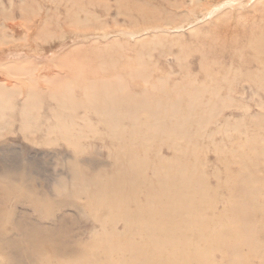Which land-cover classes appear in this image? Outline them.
<instances>
[{
    "label": "rangeland",
    "instance_id": "374dc122",
    "mask_svg": "<svg viewBox=\"0 0 264 264\" xmlns=\"http://www.w3.org/2000/svg\"><path fill=\"white\" fill-rule=\"evenodd\" d=\"M191 1L0 0V56L40 51L35 109L18 90L0 103V264H136L127 244H154L173 215L164 260L183 246L244 264L254 242L248 264H264V56L237 50L264 30V0L210 17L218 0ZM14 58L0 57L7 79ZM182 170L200 202L206 187L204 220L197 202L158 213Z\"/></svg>",
    "mask_w": 264,
    "mask_h": 264
},
{
    "label": "bare ground",
    "instance_id": "6f19581e",
    "mask_svg": "<svg viewBox=\"0 0 264 264\" xmlns=\"http://www.w3.org/2000/svg\"><path fill=\"white\" fill-rule=\"evenodd\" d=\"M191 2H193V0ZM250 2H251V0H218L216 2L214 1L213 3L211 2L210 5L206 8L207 9V11L205 12L206 14H204L203 16H206V15H208V17L215 16L216 14L220 13L221 11H223L227 8L236 12V10H238L240 8L242 9V8L246 7L247 5H249ZM1 9L5 10L3 8H1ZM0 12H3V11L0 10ZM6 13H4V14L0 13V26H2V28L4 26L8 27V28L11 27V24L8 22V13L7 14ZM23 15L26 16V13L24 12ZM2 18L4 19V21H2ZM34 21H36V20H34ZM30 24L32 25V23H30ZM12 25H14V24H12ZM19 27H21V26H19ZM12 28H14V27H12ZM9 29H11V28H9ZM31 29L32 28H30V30ZM35 29H34V32L37 30V29L36 30ZM252 32H254V31H252ZM254 34L255 35H252V34L250 35V37H252L251 41L253 43L246 44L245 47L241 46L240 49H237V50L243 51L242 50L243 48H247L245 50L247 52L255 55L257 58L263 57L264 56V30L258 32L257 33L258 35H256L255 32H254ZM33 35H36V34L33 33ZM36 40H37V38H36ZM27 41H28V38H27ZM35 44H38L37 41L35 42ZM19 45H21V44H18V46ZM21 47H22V45H21ZM23 48L26 49L25 47H23ZM50 48H52V47H50ZM13 49H15V48H13ZM29 49L31 52L28 51V48H27L28 52H25L21 49H16L17 53H12V50L10 53H9V51H5L0 56L4 62L11 61V59L8 60L7 57H13V58L15 57L17 59L19 57L20 59L15 60V61L23 63L20 66H17L18 69L20 70V72H18L17 75H19V76L21 75V77H16L14 80L11 79L9 76H8V79L5 78V75L3 73L4 71L0 72V103H2V106H4L5 99H8L11 97V94L8 93L5 89H12L13 91L18 90V93L24 94V97L27 98L28 102L25 104V107L28 108L27 109L28 111H32L36 107L37 91H35V90L37 89V86L39 83L38 81H39V77H40L39 73H38V67L40 65L37 66L39 64V63L37 64V60H38L37 54H38L39 50H38V48L37 49L29 48ZM51 50H53V48ZM48 64H49V62H48ZM261 64L264 65V57L261 61ZM45 66L42 65L41 69L43 70ZM47 68H51V66L47 65ZM28 74L31 76H28ZM25 87L32 89V91L29 89L31 91L30 92L28 89H25ZM34 87H35V89L33 90ZM68 89H71V86L68 85ZM102 89H108V88L103 87ZM63 99L68 100V97L66 95H64ZM25 111L23 113H25ZM108 112L109 111H106V113H105L106 116L104 118H103V115L101 114V119H102L103 123H105L107 126L112 128L115 126V123H114L115 119L113 118L112 114L108 113ZM109 114L113 118V119H111V121L113 123L112 122H105L106 117L109 116ZM180 176H181L180 180L182 183V185L180 186V196H177L174 199H172L170 202L165 203L162 206V208L159 210V212H158L159 215L163 217L165 215V213L168 211V208L177 209L176 206L174 205L175 202H176V205L178 207H180V210H179L180 213H184L186 211H191L192 206L197 202L201 206L198 209V211H199L198 215H200L201 217L198 216L197 219L204 220L205 218H207V216H206L207 207L205 206V196H206V192H207L206 187L203 188V191L205 192L204 200L201 198V202H200V199H195L194 194H192L193 193L192 191H194V190L192 189V187L190 185L188 173L185 170H182L180 173ZM129 180L132 181V178H130ZM263 187H264V184H263ZM162 188H164L163 185H162ZM168 188L169 189L167 191H171L172 189H174V187L172 185H169ZM253 188H254L253 190H258L257 185H255ZM251 190L252 189L249 188L248 186L244 189L245 194H246V198L245 197H243V198H245V201L246 200L249 201V199L254 197L253 192ZM125 192L128 195L129 188H126ZM167 193H169V192H167ZM163 194H165V193H163ZM106 202L110 203L112 210L113 209L115 210V211L113 210V213H112L113 217L119 218L125 213L124 209L119 204L115 203L113 198L109 199L108 197H106ZM174 216L175 215L172 216V219ZM140 219H141L140 217H137V222L142 221ZM172 219H171V216H169V220H170L169 226L162 229L161 238L159 240H157L154 244H152V245L146 244V245H143L141 247H137V249H136V247L134 248V246L127 244L130 247V250L135 254L134 260L136 261V264H190V263L200 264V262L202 263V261H204L203 255L199 252V250L197 248H195L194 253H191L188 250H185L183 246H180V248L179 247L177 248L176 253H174L175 258L173 260H171V261L164 260L166 255L162 252V249H163V247H167L169 242L172 240V238H174L173 237V230L175 229L174 228L175 226L172 224ZM235 220L240 222L241 221L240 216H237ZM144 222H141L140 224L141 225L151 224L150 219L148 221H144ZM230 224H232V221ZM153 225H154V223H153ZM241 225H242L241 228H239L235 232L238 233L240 238L243 239L244 241H249L252 243V241H254V238H252L253 227L249 228L245 224H242V223H241ZM191 235L193 236V233H191ZM192 236L190 237L189 234L183 236L184 243L194 242V239L192 238ZM165 239L167 242H165ZM216 240H218V239H216ZM254 245L257 246L256 243H254V242H253V244H250V251L247 250L248 253H241L240 254L244 260V264H248L250 262V258H252L251 256H252V254H254ZM175 249L176 248L174 247V244L172 243L171 252H173ZM165 251L166 250H164V252ZM170 259L171 258H169L168 260H170ZM229 264H236V262L231 260Z\"/></svg>",
    "mask_w": 264,
    "mask_h": 264
}]
</instances>
